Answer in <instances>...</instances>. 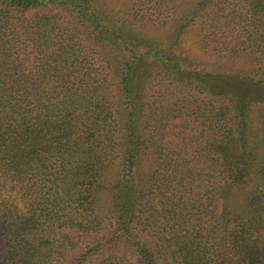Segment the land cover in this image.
I'll use <instances>...</instances> for the list:
<instances>
[{"label": "trees", "instance_id": "obj_1", "mask_svg": "<svg viewBox=\"0 0 264 264\" xmlns=\"http://www.w3.org/2000/svg\"><path fill=\"white\" fill-rule=\"evenodd\" d=\"M128 2L0 0V264H264V0Z\"/></svg>", "mask_w": 264, "mask_h": 264}, {"label": "rangeland", "instance_id": "obj_2", "mask_svg": "<svg viewBox=\"0 0 264 264\" xmlns=\"http://www.w3.org/2000/svg\"><path fill=\"white\" fill-rule=\"evenodd\" d=\"M100 1L102 3H106L108 7H113L116 10V14H119V15L122 14V19L123 18L129 19V17H127L128 11H129V9H127L129 7L128 0H100ZM130 1H131L130 3L133 4V3H137L138 0H130ZM143 2H146L147 4L145 8L143 7V11H142V13L146 16V19L142 21L140 20L139 22H137L133 28H135L137 31H140L142 33L144 32L147 37H157L159 33L161 32V30L159 28L157 29L153 22H147V21L149 18L157 19L158 14L157 12H155V9L152 4V0H143ZM125 5L127 6V8L123 9ZM123 13L125 14L123 15ZM123 21H124V24H128L127 20H123ZM258 35H260V33H258ZM242 37L243 35L241 34V32H239L238 34L234 35L233 40L241 39ZM183 39H184V44H185L184 49L187 50V54L191 56H201L204 61L212 60V58L208 54L203 52L196 45L195 38L192 33H188V35L184 36ZM263 53H264V43L258 48L254 46L247 48L245 51L239 53V55L233 60V62H235V67H236L235 70L244 71L245 74L243 76H251L252 74H254V72L258 68V66L256 65V61L258 57ZM229 84H230L229 87L239 90V91H245L249 93L254 91L255 93H257L255 86L248 85L247 83L242 82V81L234 80L232 82H229ZM224 86H226V82L224 83L223 87ZM257 116L258 114L255 112V110H253L251 114V120H250V126L252 128L253 134L250 138L253 140V143L255 144V146L256 147L258 146L260 148V145H258L259 139H260V129L257 126L258 125ZM178 122H175L173 124L171 123L167 124L168 133L166 136L167 137L166 147L173 148V147L183 145L189 138L197 137L199 132H201L202 130H204V134L202 137L205 140V141L203 140V145H206L204 144V142H209L208 128H204L203 125H201V123L199 124L194 123L192 118H188V120L185 121L186 125L178 128V124H179ZM173 130L175 132H173ZM177 131L179 132L178 134L176 133ZM187 146L188 148H195L193 145H190V142L187 143Z\"/></svg>", "mask_w": 264, "mask_h": 264}]
</instances>
